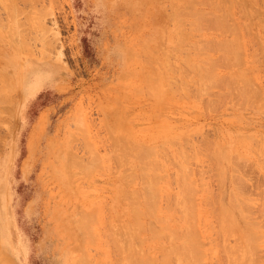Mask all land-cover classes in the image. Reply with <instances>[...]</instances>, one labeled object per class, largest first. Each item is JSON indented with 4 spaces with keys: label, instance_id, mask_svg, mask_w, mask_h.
<instances>
[{
    "label": "rangeland",
    "instance_id": "obj_1",
    "mask_svg": "<svg viewBox=\"0 0 264 264\" xmlns=\"http://www.w3.org/2000/svg\"><path fill=\"white\" fill-rule=\"evenodd\" d=\"M26 1L0 0V264H264V0Z\"/></svg>",
    "mask_w": 264,
    "mask_h": 264
},
{
    "label": "bare ground",
    "instance_id": "obj_2",
    "mask_svg": "<svg viewBox=\"0 0 264 264\" xmlns=\"http://www.w3.org/2000/svg\"><path fill=\"white\" fill-rule=\"evenodd\" d=\"M5 1H6V0H5ZM15 1H16V0H15ZM24 1H26V0H24ZM26 2H27V1H26ZM256 2H257V1H256ZM15 3H16V2H15ZM12 5H13V4H12ZM231 5H232V4H231ZM9 6H10V5H9ZM11 7H12V6H11ZM225 7H226V5H225ZM225 7H223L224 10L226 9ZM233 7H234V3H233ZM233 7H232V8H233ZM250 7H251V6H250ZM17 8H18V7H17ZM232 8H230V10H231ZM11 9H12V8H11ZM240 9H241V8H240ZM240 9H239V10H240ZM250 9H251V8H250ZM8 10H9V8H8ZM14 10H15V9H14ZM219 10H221V9H219ZM226 10H227V9H226ZM226 10H225V11H226ZM232 10H233V9H232ZM232 10H231V11H232ZM243 10H244V9H243ZM225 11H224V12H225ZM206 12H207V11H206ZM9 13H10V12H9ZM229 13H230V11H229ZM231 13H232V12H231ZM179 14H180V13H179ZM200 14H201V13H200ZM206 14H207V13H206ZM240 14H241V13H240ZM7 15H8V14H7ZM201 15H202V14H201ZM219 15H220V14H219ZM221 15H222V14H221ZM230 15H231V14H230ZM243 15H244V14H243ZM199 16H200V15H199ZM199 16H198V17H199ZM203 16H204V15H203ZM206 16H207V15H206ZM213 16H214V15H213ZM226 16H228V15L226 14ZM226 16H225V18H226ZM200 17H201V16H200ZM200 17H199V20H203V18L201 17V19H200ZM207 17H208V16H207ZM207 17H206V18H207ZM172 18H173V17H172ZM209 18H210V17H209ZM225 18H224V19H225ZM261 18H262V17H261ZM13 19H14V18H13ZM214 19H215V18H214ZM216 19H217V18H216ZM226 19H227V18H226ZM228 19H229V18H228ZM235 19H236V18H235ZM218 21H219V20H218ZM232 21H233V20H232ZM234 21H236V20H234ZM208 22H209V21H208ZM224 22H225V21H224ZM224 22H221V24L224 23ZM201 23H202V22H201ZM211 23H212V22H211ZM216 23H217V22H216ZM180 24H181V23H180ZM187 24H188V23H187ZM234 24H236V23H234ZM237 24H238V23H237ZM201 25H202V24H201ZM203 25H204V24H203ZM217 26H218V25H217ZM222 26H223V24H222ZM231 26L233 27V25H231ZM241 26H242V25H241ZM244 26H245V25H244ZM203 27H204V26H203ZM226 27H227V26H226ZM229 27H230V26H229ZM238 27H239V26H238ZM247 27H248V26H246V28H247ZM195 28H196V27H195ZM227 28H228V27H227ZM218 29H219V28H218ZM223 29H224V28H223ZM197 30H199V29H197ZM226 30H227V29H226ZM226 30H224V31H226ZM235 30H236V28L234 29V31H235ZM239 30H240V28H239ZM9 31H10V30H9ZM192 31H193V30H192ZM231 31H232V30H231ZM18 32H19V31H18ZM179 33H180V32H179ZM235 33H236V32H235ZM200 34H201V33H200ZM233 34H234V33H233ZM233 34H232V35H233ZM247 34H248V33H247ZM241 36H242V35H241ZM241 36H239V37H241ZM249 36H250V35H249ZM251 36H252V35H251ZM7 37H8V36H7ZM10 38H11V37H10ZM235 38H236V37H235ZM176 39H177V38H176ZM181 39H182V38H181ZM227 39H228V38H227ZM233 39H234V36H233ZM233 39H231V41H230V43H232V44H233V42H232ZM178 40H179V39H178ZM178 40H177V41H178ZM236 40H237V39H236ZM236 40H235V41H236ZM182 41H183V39H182ZM207 41H208V40H207ZM235 41H234V44L236 45V42H235ZM237 41H238V40H237ZM239 41H240V40H239ZM239 41H238V42H239ZM251 42H252V41H251ZM176 43H177V42H176ZM181 43H183V42H181ZM230 43H228V44H230ZM177 44H178V43H177ZM189 44H190V43H189ZM204 44H206V43H204ZM239 44H240V43H239ZM178 45H179V44H178ZM180 45H183V44H180ZM225 45H226V44H225ZM241 45H242V44H241ZM176 46H177V45H176ZM198 46H199V45H198ZM202 46H203V44H202ZM215 46H216V44H215ZM218 46H219V45H218ZM230 46H231V44H230ZM237 46H238V45H237ZM237 46H236V47H237ZM174 47H175V46H174ZM213 47H214V46H213ZM227 47H228V46H227ZM233 47L235 48V46H233ZM240 47H241V46H240ZM240 47H239V48H240ZM198 48H199V47H198ZM206 48H207V47H206ZM221 48H222V47H221ZM223 48H224V45H223ZM243 48H244V47H243ZM255 48H256V47H255ZM176 49H178V48H176ZM183 49H184V48H183ZM186 49H187V48H186ZM202 49H203V47H202ZM219 49H220V48H219ZM230 49H232V48H230ZM237 49H238V48H237ZM237 49H236V50L234 49V50H235V53H236ZM241 49H242V48H241ZM173 50H174V49H173ZM196 50H197V49H196ZM204 50H205V49H204ZM225 50H226V49H225ZM232 50H233V49H232ZM232 50H229V51H231V53H233ZM234 50H233V51H234ZM238 50H239V49H238ZM243 50H244V49H243ZM243 50H242V51H243ZM183 51H184V50H183ZM239 51H240V50H239ZM242 51H241V52H242ZM180 52H181V51H180ZM224 52H225V51H224ZM237 52H238V51H237ZM231 53H230V54H231ZM237 54H238V53H237ZM219 55H220V54H219ZM219 55H218V56H219ZM222 55H223V54H222ZM232 55H233V54H232ZM235 55H236V54H235ZM224 56H225V55H224ZM227 57H228V56H227ZM235 57H236V56H235ZM229 59H230V58H229ZM236 59H237V58H236ZM240 59H241V58H240ZM232 60H233V59H232ZM199 61H200V60H199ZM218 61H219V60H218ZM221 61H222V60H221ZM226 61H227V60H226ZM228 61H229V60H228ZM236 61H237V60H236ZM229 62H230V61H229ZM184 63H185V62H184ZM187 63L189 64V62H187ZM224 63H225V62H224ZM224 63H223V65H224ZM242 63H243V62H242ZM227 64H229V63H227ZM237 64H238V63H237ZM211 65H212V64H211ZM230 65H231V64H230ZM232 65H233V64H232ZM185 66H186V64H185ZM192 66H193V65H192ZM226 66H227V65H226ZM233 66H234V65H233ZM177 68H178V67H177ZM190 68H191V67H190ZM190 68H189V69H190ZM201 68H202V67H201ZM213 68H214V67H213ZM238 68H240V67H238ZM192 69H193V68H192ZM192 69H191V70H192ZM206 69H207V68H206ZM240 69H241V68H240ZM263 69H264V68H263ZM196 70H197V69H196ZM214 70H215V69H214ZM237 70H238V69H237ZM241 70H242V69H241ZM166 71H167V69H166ZM188 71H189V70H188ZM248 71H249V70H248ZM184 72H185V71H184ZM197 72H198V71H197ZM237 72H238V71H237ZM244 72H245V70H244ZM188 73H189V72H188ZM193 73H194V72H193ZM193 73H192V74H193ZM200 73H201V72H200ZM210 73H211V72H209V74H210ZM235 73H236V72H234V74H235ZM239 73H240V72H239ZM242 73H243V72H242ZM196 74H197V73H196ZM201 74H202V73H201ZM157 75H158V74H157ZM194 75H195V74H194ZM204 75H205V74H204ZM198 76H199V75H198ZM198 76H197V77H198ZM200 76H201V75H200ZM208 76H209V75H208ZM214 76H215V75H214ZM217 76H218V75H217ZM249 76H250V75H249ZM251 76H252V75H251ZM227 77H228V76H227ZM237 77H238V76H237ZM247 77H248V76H247ZM247 77H246V79H247ZM203 78H204V77H203ZM241 78H244V77L241 76ZM241 78H240L239 80H241ZM249 78H250V77H249ZM198 79H199V78H198ZM226 79H227V78H226ZM236 79H237V78H236ZM246 79H245V80H246ZM250 79H251V78H250ZM153 80H155V79H153ZM164 80H165V79H164ZM166 80H167V79H166ZM195 80H196V79H195ZM195 80H194V81H195ZM221 80H222V78H221ZM221 80H220V81H221ZM233 80H235V79H233ZM245 80H243V81L246 82ZM196 81H197V80H196ZM196 81H195V82H196ZM220 81H219V82H220ZM231 81H232V80H230V82H231ZM247 81H248V79H247ZM254 81H255V80H254ZM158 82H159V81H158ZM197 82H198V81H197ZM200 82H202V81H200ZM216 82H217V81H216ZM226 82H228V81H226ZM237 82H238V81H237ZM249 82H250V81H249ZM155 83H156V82H155ZM221 83H223V82H221ZM200 84L202 85V83H200ZM203 84H204V83H203ZM210 84H211V83H210ZM228 84H229V82H228ZM237 84H238V83H237ZM244 84H245V83H244ZM248 84H249V83H248ZM173 85H174V84H173ZM215 85H217V84H215ZM221 85H222V84H221ZM234 85H235V84H234ZM242 85H243V84H242ZM242 85H241V87H242ZM251 85H252V83H251ZM153 86H154V84H153ZM176 86H177V85H176ZM180 86H181V85H180ZM182 86H183V84H182ZM187 86H189V85H187ZM187 86H186V87H187ZM190 86H191V85H190ZM190 86H189V87H190ZM209 86H210V85H209ZM217 86H218V85H217ZM223 86H224V85H223ZM230 86H231V85H230ZM230 86H229V88H230ZM243 86H244V85H243ZM167 87H168V86H167ZM183 87H184V86H183ZM204 87H205V86H204ZM165 88H166V87H165ZM190 88H191V87H190ZM205 88H207V87H205ZM232 88H233V86H232ZM234 88H235V86H234ZM236 88H237V87H236ZM242 88H243V87H242ZM246 88H247V87H246ZM248 88H249V87H248ZM251 88H252V86H251ZM255 88H256V87H255ZM167 89H168V88H167ZM179 89H180V88H179ZM225 89H226V87H225ZM196 90H197V89H196ZM203 90H204V89H203ZM234 90H235V89H234ZM249 90H250V88H249ZM253 90H254V89H253ZM262 90H263V89H262ZM231 91H232V90H231ZM236 91H237V90H236ZM241 91H242V90H241ZM250 91L252 92V90H250ZM197 92H198V91H197ZM202 92H203V91H202ZM237 92H238V91H237ZM239 92H240V91H239ZM239 92H238V93H239ZM247 92H248V90H247ZM254 92H255V90H254ZM2 93H3V92H2ZM240 93H241V92H240ZM245 93H246V92H245ZM252 93H253V92H252ZM255 93H256V92H255ZM164 94H165V93H164ZM231 94H232V93H231ZM236 94H237V93H236ZM149 95H150V94H149ZM239 95H240V94H239ZM258 95H259V93H258ZM240 96H241V95H240ZM168 97H169V96H168ZM242 97H243V96H242ZM156 98H157V97H156ZM169 98H170V97H169ZM201 98H202V97H201ZM208 98H209V97H208ZM222 98H223V97H222ZM155 100H156V99H155ZM222 100H223V99H222ZM244 100H245V99H244ZM157 101H158V100H157ZM257 102H259V101H257ZM160 104H161V103H160ZM210 104H211V103H210ZM252 105H253V104H252ZM111 136H112V135H111ZM111 136H110V137H111ZM118 138H119V137H118ZM113 139H114V138H113ZM120 140H121V139H120ZM124 140H125V139H124ZM122 142H123V141H122ZM122 142H121V144H122ZM116 143H117V142H116ZM119 144H120V141H119ZM130 145H131V144H130ZM186 145H187V144H186ZM111 146H112V145H111ZM182 146H183V145H182ZM209 146H210V145H209ZM117 147H118V146H117ZM120 147H121V146H120ZM129 147H131V146H129ZM163 147H164V146H163ZM177 147H178V146H177ZM122 148H123V147H122ZM122 148H121V149H122ZM125 148H126V147H125ZM125 148H124V149H125ZM76 149H77V148H76ZM84 149H85V148H84ZM121 149H119V150H121ZM133 149H134V148H133ZM142 150H143V149H142ZM163 150H164V149H163ZM122 151H123V150H122ZM152 151H153V150H152ZM166 151H167V150H165V152H166ZM128 152H129V151H128ZM128 152H127V153H128ZM130 152H132V151H130ZM139 152H140V151H138V153H139ZM150 152H151V151H150ZM167 152H168V151H167ZM202 152H203V151H202ZM116 153H118V151H117ZM132 153H133V152H132ZM132 153H131V154H132ZM134 153H135V152H134ZM136 153H137V152H136ZM142 153H143V152H142ZM144 153H146V152H144ZM153 153H154V152H153ZM158 153H159V152H157V154H158ZM169 153H170V152H169ZM179 153H180V152H179ZM118 154H120V153H118ZM124 154H125V152H124ZM148 154H150V153H148ZM125 155H126V154H125ZM129 155H130V154H129ZM162 155H163V154H162ZM184 155H185V154H184ZM186 155H187V154H186ZM120 156H121V155H120ZM130 156H131V155H130ZM137 156H138V155H137ZM193 156H194V155H193ZM196 156H197V155H196ZM199 156H200V155H199ZM116 157H117V155H116ZM125 157H126V156H125ZM191 157H192V156H191ZM194 157H195V156H194ZM74 158H76V157H74ZM80 158H81V157H80ZM96 158H97V157H96ZM121 158H122V157H121ZM134 158H135V157H134ZM167 158H168V155H167ZM169 158H170V157H169ZM175 158H176V157H175ZM119 159H120V158H119ZM126 159H127V158H126ZM145 159H146V158H145ZM183 159H185V158H183ZM134 160H135V159H134ZM138 160H139V159H138ZM141 160H142V159H141ZM146 160H147V159H146ZM169 160H170V159H169ZM193 160H194V159H193ZM109 161H110V160H109ZM185 161H186V160H185ZM187 161H188V160H187ZM101 162H102V161H101ZM118 162H119V161H118ZM120 162H121V161H120ZM129 162H130V161H129ZM142 162H144V161H142ZM146 162H147V161H146ZM151 162H152V161H151ZM149 163H150V162H149ZM149 163H147V164L150 165ZM157 163H158V161H157ZM157 163H156V164H157ZM187 163H188V162H187ZM218 163H219V162H218ZM76 164H77V163H76ZM81 164H82V163H81ZM91 164H92V163H91ZM122 164H123V163H122ZM122 164H120V165H122ZM140 164H141V163H140ZM151 164H152V163H151ZM188 164H189V163H188ZM252 164H253V163H252ZM158 165H159V164H158ZM191 165H192V164H191ZM191 165H190V166H191ZM204 165H205V164H204ZM215 165H216V164H215ZM77 166H78V165H77ZM80 166H81V165H80ZM80 166H79V167H80ZM84 166H85V165H84ZM88 166H89V165H88ZM142 166H143V164H142ZM144 166H145V167H144V169H145V168H146V163H145ZM151 166H153V165H151ZM151 166H150V167H151ZM172 166H173V165H172ZM186 166H187V165H186ZM188 166H189V165H188ZM135 167H136V166H135ZM157 167H158V166L154 167V169L157 168ZM162 167H163V166H162ZM147 168H148V167H147ZM160 168H161V167H160ZM187 168H188V167H187ZM187 168H186V169H187ZM154 169H153V170H154ZM136 170H137V169H136ZM140 170H141V169H140ZM157 170H158V169H157ZM188 170H190V169H188ZM208 170H209V169H208ZM216 170H217V169H216ZM126 171H128V170H126ZM162 171H164V170H162ZM177 171H178V170H177ZM214 171H215V169H214ZM81 172H82V171H81ZM90 172H91V171H90ZM188 172H189V171H188ZM215 172H216V171H215ZM196 173H197V172H196ZM198 173H199V172H198ZM220 173H221V172H220ZM134 174H135V173H134ZM153 174H154V173H153ZM187 174H188V173H187ZM130 175H131V174H130ZM155 175H156V174H155ZM133 176H134V175H133ZM150 176H151V175H150ZM166 176H167V175H166ZM169 176H170V175H169ZM182 176H183V175H182ZM200 176H201V175H200ZM235 176H236V175H235ZM153 177H154V176H153ZM173 177H174V176H173ZM125 178H126V177H125ZM135 178H136V176H135ZM150 178L152 179V177H150ZM154 178H156V176H155ZM129 179H130V178H129ZM131 179H132V178H131ZM137 179H138V178H137ZM146 179H147V178H146ZM161 179H163V178H161ZM164 179H165V178H164ZM181 179H182V178H181ZM233 179H234V178H233ZM237 179H238V177H237ZM143 180H144V179H143ZM172 180H173V179H172ZM185 180H186V178H185ZM185 180H184V181H185ZM219 180H220V179H219ZM134 181H135V180H134ZM149 181H150V180H149ZM154 181H155V180H154ZM154 181H153V179H152V182H154ZM241 181H242V180H241ZM132 182H133V181H132ZM150 182H151V181H150ZM150 182H149V184H150ZM152 182H151V184H152ZM171 182H172V181H171ZM174 182H175V181H174ZM180 182H181V181H180ZM185 182H186V181H185ZM232 182H233V180H232ZM235 182H236V181H235ZM235 182H234V183H235ZM142 183H143V182H142ZM169 183H170V182H169ZM182 183H183V182H182ZM153 184H154V183H153ZM153 184H152L151 186L149 185V187H151V190H152V187L155 186V184H154V185H153ZM185 184H186V183H184V185H185ZM187 184H188V183H187ZM187 184H186V185H187ZM179 185H180V184H179ZM179 185H178V186H179ZM186 185H185V186H186ZM189 185H190V184H188V186H187L188 188L190 187ZM236 185H237V184H236ZM181 186H183V185L181 184ZM203 186H204V185H203ZM144 187H145V186H144ZM155 187H156V186H155ZM185 188H186V187H185ZM236 188H237V187H236ZM121 189H122V188H121ZM149 189H150V188H149ZM155 189H157V187H156ZM155 189H154V191H157V190H155ZM181 189H183V187H181ZM189 189H191V188H189ZM202 189H203V188H202ZM237 189H239V187H238ZM147 190H148V189H146V191H147ZM187 190H188V189H186V192H187ZM195 190H196V189H195ZM133 191H135V190H133ZM154 191H153V192H154ZM180 191H181V190H180ZM184 191H185V190H184ZM184 191H183V192H184ZM188 191H189V190H188ZM197 191H198V190H197ZM230 191H231V190H230ZM137 192H138V191H137ZM137 192H136V193H137ZM144 192H145V191H144ZM189 192H190V191H189ZM231 192H232V191H231ZM127 193H129V192H127ZM141 193H142V192L140 191L139 194H141ZM148 193H149V192H148ZM148 193H147V194H148ZM248 193H249V192H248ZM260 193H261V192H260ZM263 193H264V191H263ZM142 194H145V193H142ZM149 194H150V193H149ZM151 195H152V194H151ZM155 195H156V194H155ZM188 195H189V194H188ZM262 195H263V194H262ZM132 196H133V195H132ZM149 196H150V195H149ZM156 196H157V195H156ZM262 197H263V196H262ZM125 198H126V197H125ZM137 198H138V197H137ZM141 198H142V197H141ZM141 198H139V199H140V202L143 200V198H142V200H141ZM146 198H147V197H146ZM146 198L144 197V199H146ZM151 198H153V197H151ZM151 198H149V199L147 198V199H148V200H152V201L154 202V200H153L154 198H153V199H151ZM160 198H161V197H160ZM187 198H188V197H187ZM233 198H234V197H233ZM130 199H132V198H130ZM147 199H146V201H148ZM158 199H159V198H158ZM184 199H185V198H184ZM238 199H239V198H238ZM132 200H134V199H132ZM175 200H176V199H175ZM180 200H182V199H180ZM240 200H241V199H240ZM259 200H260V199H259ZM261 200H262V199H261ZM138 201H139V200H138ZM143 201H144V200H143ZM152 201H151V203H153ZM241 201H242V200H241ZM248 201H249V200H248ZM263 201H264V200H263ZM134 202L137 203V199H135ZM134 202L132 201L133 204H134ZM140 202H139V203H140ZM149 202H150V201H149ZM149 202H148V203H149ZM155 202H156V200H155ZM179 202H180V201H179ZM193 202H194V201H193ZM234 202H236V201H235V198H234ZM238 202H239V201H238ZM243 202H245V201H243ZM139 203H137V204H139ZM144 203H145V201H144ZM144 203H141V205H142V204L144 205ZM148 203H147V204H148ZM151 203H150V205H151ZM168 203H169V202H168ZM241 203H242V202H241ZM262 203H263V202H262ZM137 204H136V205L134 204V205H135L136 207H137V206H140V205H137ZM145 204H146V203H145ZM154 204H155V203H153L152 205H154ZM204 204H205V203H204ZM230 204H232V203H230ZM235 204H236V203H235ZM143 205H142V208H143ZM195 205H196V203H195ZM201 205H202V204H201ZM242 205H243V204H242ZM144 206H145V205H144ZM174 206H175V205H174ZM205 206H206V205H205ZM209 206H210V205H209ZM245 206H248V205H245V204H244L243 207L245 208ZM251 206H252V205H251ZM257 206H258V205H257ZM147 207H149V206H147ZM190 207H191V206H190ZM194 207H195V206H194ZM194 207L192 206V209H193ZM237 207H238V206H236V208H237ZM133 208H134V209H132V210L137 211V212H138V210H140V207H139V209H138V207H137L138 210H135V207H133ZM153 208H154V206H153ZM211 208H212V207H211ZM213 208H214V207H213ZM221 208H222V207H221ZM246 208H247V207H246ZM258 208H259V207H258ZM149 209H150V208H149ZM168 209H169V208H168ZM170 209H171V208H170ZM175 209L177 210V208H175ZM188 209L190 210V208H188ZM188 209H187V211H188ZM249 209H250V208H249ZM249 209H248V210H249ZM77 210H78V209H77ZM147 210H148V208H147ZM156 210H157V209H155V213H156ZM179 210H180V209H179ZM193 210H194V209H193ZM244 210H245V209H244ZM260 210H262V212H264L262 208H261ZM141 211H142V209H141ZM141 211H140V213H141ZM144 211H145V209H144ZM149 211H150V210H149ZM153 211H154V210H153ZM185 211H186V210H185ZM185 211H184V212H185ZM250 211H251V210H250ZM253 211H254V209H253ZM253 211H252V212H253ZM131 212H132V211H131ZM137 212H135V214H133V216L135 215V217H133V219H134V218L136 219V216H137V217H138V216L141 217V215H138V214H140L139 212H138V214L136 215ZM145 212H146V211H145ZM193 212H194V211H193ZM225 212H226V211H225ZM247 212H248V211H247ZM132 213H134V212H132ZM150 213H151V212H150ZM189 213H190V211H189ZM227 213H228V212H227ZM237 213H238V212H237ZM242 213H243V212H242ZM242 213H241V214H242ZM259 213H260V211H259ZM141 214H143V213H141ZM144 214H149V213L146 212V213H144ZM144 214H143V215H144ZM187 214H188V212H186V215H187ZM223 214H224V212H223ZM241 214H239L240 217L242 216ZM256 214H258V212H257ZM260 214H263V213H260ZM90 215H91V214H90ZM143 215H142V216H143ZM151 215H152V214H151ZM151 215H150V217H151ZM188 215H190V214H188ZM193 215H196V214L193 213ZM250 215H252V214H250ZM145 216H146V215H145ZM148 216H149V215H148ZM182 216H183V215H182ZM118 217H119V216H118ZM150 217H149V218H150ZM183 217H184V216H183ZM189 217H190V216H189ZM247 217H248V216H247ZM251 217H252V216H251ZM251 217H250V218H251ZM157 218H158V217H157ZM176 218H177V217H176ZM180 218H181V217H180ZM192 218H193V217H191L190 219H192ZM133 219H132V221H133ZM155 219H156V218H155ZM159 219H160V218H159ZM194 219H195V218H194ZM125 220H126V219H125ZM130 220H131V219H130ZM137 220H139V222L141 221L140 218H139V219L137 218L136 221H135V220H134V221H135V222H138ZM230 220H231V219H230ZM245 220H246V219H245ZM160 221H161V220H160ZM162 221H163V220H162ZM166 221H167V220H166ZM175 221H176V220H175ZM177 221H178V220H177ZM158 222H159V221H158ZM183 222H184V221H183ZM188 222H189V221H188ZM192 222H193V220L191 221V224H192ZM216 222H217V221H216ZM251 222H254V220L251 221ZM262 222H263V221H262ZM117 223H118V222H117ZM119 223H120V221H119ZM140 223H141V222H140ZM156 223H157V222H156ZM164 223H165V222H164ZM220 223H221V222H220ZM87 224H88V223H87ZM128 224H129V223H128ZM138 224H139V223H138ZM141 224H142V223H141ZM189 224H190V223H189ZM124 225H125V224H124ZM142 225H143V224H142ZM146 225H147V224H146ZM230 225H231V224H230ZM252 225H253V224H252ZM262 225H263V224H262ZM129 226H130V225H129ZM136 226H137V225L135 224V227H136ZM139 226H140V225H139ZM171 226H172V225H171ZM175 226H176V225H175ZM233 226H234V225H233ZM173 227H174V226H173ZM188 227H189V226H188ZM191 227H192V226H191ZM194 227H195V226H194ZM224 227H225V226H224ZM123 228H124V226H123ZM138 228H139V227H136L135 229H137L138 232H139V229H138ZM145 228H146V227H145ZM228 228H229V227H228ZM131 229H132V226H131ZM118 230H119V229H118ZM129 230H130V229H129ZM150 230H151V229H150ZM150 230H149V231H150ZM174 230H175V229H174ZM176 230H177V229H176ZM181 230H182V229H181ZM184 230H185V226H184ZM187 230L189 231L188 228H187ZM237 230H238V229H237ZM246 230H247V229H246ZM246 230H244V231H246ZM112 231H113V230H112ZM119 231H120V230H119ZM135 231H136V230H135ZM140 231H141V230H140ZM156 231H157V230H156ZM169 231H170V230H169ZM177 231H178V230H177ZM179 231H180V230H179ZM179 231H178V232H179ZM190 231H191V229H190ZM193 231H194V230L192 229V232H193ZM242 231H243V230H242ZM131 232H132V234H133L134 229H133L132 231H130V233H131ZM153 232H154V231H153ZM172 232H173V231H172ZM228 232H229V231H228ZM235 232H236V231H235ZM249 232H250V231H249ZM116 233H117V232H116ZM183 233H185V232L183 231ZM187 233H188V232H186L185 236L187 235L188 237H192L191 235H189V234H187ZM189 233H191V232H189ZM214 233H215V232H214ZM219 233H220V232H219ZM219 233H218V234H219ZM245 233H246V232H245ZM252 233H253V232H252ZM252 233H251V234H252ZM117 234H119V233H117ZM122 234H123V233H122ZM157 234H158V233H157ZM191 234H194V233H191ZM254 234H255V233H254ZM254 234H253V235H254ZM261 234H262V233H261ZM82 235H83V234H82ZM102 235H103V233H102ZM123 235H124V234H123ZM123 235H122V236H123ZM126 235H127V233H126ZM128 235H129V234H128ZM128 235H127V236H128ZM130 235H131V234H130ZM134 235H135V234H134ZM134 235L131 236V238H130V242L127 241V243L129 242L128 244L131 243V239H132L133 237H135ZM136 235H137V233H136ZM163 235H164V233H163ZM169 235H170V234H169ZM177 235H181V234H177ZM194 235H195V234H194ZM194 235H193V236H194ZM216 235H217V234H216ZM221 235H222V234H221ZM127 236H126V237L124 236L125 239L127 238ZM151 236H152V235H151ZM174 236H175V235H174ZM182 236H183V235H182ZM187 236H186V237H187ZM260 236H261V235H260ZM136 237H137V236H136ZM186 237H185V238H186ZM194 237H195V236H194ZM194 237H193V238H194ZM254 237H255V235H254ZM110 238H111V237H110ZM113 238H114V237H113ZM113 238H112V239H113ZM121 238H122V237H121ZM128 238H129V237H128ZM137 238H138V237H137ZM153 238H154V237H153ZM164 238H166V237H164ZM185 238H183L184 241H185ZM218 238H220V237L218 236ZM247 238H248V237H247ZM256 238H257V237H256ZM87 239H88V238H87ZM118 239H119V238H118ZM118 239H117V240H118ZM123 239H124V238H123ZM134 239H135V238H134ZM134 239H132V240H134ZM168 239H169V238H168ZM213 239H214V238H213ZM215 239H216V238H215ZM237 239H238V238H237ZM240 239H241V237H240ZM250 239H251V238H250ZM136 240H137V239H136ZM136 240H134V241H136ZM171 240H172V239H171ZM187 240H188V239H186V243H187V242H189V243L192 242V240L190 241V239H189V241H187ZM254 240H255V239H254ZM257 240H258V238H257ZM259 240H261V238H259ZM5 241H7V240H5ZM144 241H145V240H144ZM184 241H183V242H184ZM211 241H212V240H211ZM233 241H234V240H233ZM81 242H82V241H81ZM193 242H194V241H193ZM226 242H227V241H226ZM240 242H241V241H240ZM243 242H244V241H243ZM119 243H120V242H119ZM124 243H125V242H124ZM186 243H185V244H186ZM209 243H210V242H209ZM219 243H220V242H219ZM238 243H239V241H238ZM246 243H247V242H246ZM133 244H134V243H133ZM135 244H136V243H135ZM135 244H134V245H135ZM138 244H139V242H138ZM177 244H178V243H177ZM191 244H192V243H190V245H191ZM244 244H245V242H244ZM249 244H250V243H249ZM125 245H126V243H125ZM134 245H133V246H134ZM180 245H181V244H179L178 246H180ZM186 245H187V244H186ZM186 245H185V246H186ZM194 245H195V243H193V245H191V246H193V247L190 246L189 248H191V249L193 248V249H194ZM201 245H202V244H201ZM241 245H242V244H241ZM256 245H257V244H256ZM114 246H115V244H114ZM128 246H129V245H128ZM139 246H140V244H139ZM139 246H137V247H139ZM183 246H184V245H183ZM218 246H219V245H218ZM247 246H248V245H247ZM249 246H251V245H249ZM257 246H258V245H257ZM117 247H118V246H117ZM129 247H130V246H129ZM180 247H181V246H180ZM239 247H240V246H239ZM78 248H79V247H78ZM80 248H81V247H80ZM133 248H134V247H133ZM178 248H179V247H177V249H178ZM186 248H188V246L185 247V249H186ZM195 248H196V245H195ZM242 248H243V245H242ZM247 248H248V247H247ZM125 249H126V248H125ZM125 249H124V250H125ZM130 249H131V248H130ZM173 249H175V246L172 248V250H173ZM191 249H190V250H191ZM117 250H118V249H117ZM132 250H133V249H132ZM135 250H136V248H135ZM178 250H179V249H178ZM178 250H177V254H178V252H180L181 249H180L179 251H178ZM182 250L185 251V250H184V247H183ZM182 250H181L180 253L183 254ZM186 250H187V249H186ZM196 250H197V249H195V251H196ZM256 250H258V249H256ZM256 250H255V251H256ZM261 250H262V249H261ZM74 251H75V250H74ZM78 251H79V249H78ZM115 251H116V249H115ZM125 251H126V250H125ZM129 251H130V250H129ZM140 251H141V249H140ZM173 251H174V250H173ZM175 251H176V250H175ZM175 251H174V252H175ZM188 251H189V249L187 250V252H188ZM197 251H198V250H197ZM234 251H235V250H234ZM120 252H121V251H120ZM132 252H133V251H132ZM135 252H137V251H135ZM143 252H144V251H143ZM148 252H149V251H148ZM164 252H165V251H164ZM187 252L185 251L184 253H187ZM191 252H193V251H191ZM191 252L189 251V254H190ZM257 252H258V251H257ZM257 252H256V254H257ZM259 252H260V251H259ZM170 253H171V251H170ZM170 253H168V254H170ZM200 253H201V252H200ZM246 253H247V252H246ZM250 253H251V252H250ZM120 254H121V253H120ZM120 254H119V255H120ZM141 254H142V253H141ZM166 254H167V253H166ZM177 254H176V255H177ZM194 254H195V253H194ZM196 254H197V253H196ZM198 254H199V253H198ZM254 254H255V253H254ZM116 255H117V254H116ZM134 255H135V254H134ZM136 255H137V254H136ZM171 255H172V254H171ZM178 255H179V254H178ZM201 255H202V253H201ZM252 255H253V254H252ZM85 256H86V255H85ZM130 256H131V255H130ZM139 256H140V255H139ZM139 256H138V257H139ZM181 256H182L181 258H183V256L185 257V254H183V255H181ZM189 256H190V260H192V258H193L192 253H191L190 255H188V258H187V259H189ZM253 256H255V255H253ZM114 257H115V256H114ZM148 257H149V256H148ZM150 257H151V256H150ZM150 257H149V258H150ZM162 257H163V256H162ZM172 257H173V256H172ZM186 257H187V255H186ZM199 257H200V256H199ZM129 258H130V257H129ZM131 258H132V256H131ZM164 258H166V257H164ZM169 258H171V256H170ZM219 258H220V257H219ZM247 258H249V256H248ZM81 259H82V258H81ZM134 259H135V258H134ZM136 259H137V258H136ZM150 259H151V258H150ZM150 259H149V260H150ZM157 259H158V258H157ZM202 259H203V258H202ZM162 260H163V258H162ZM171 260H172V259H171ZM175 260H177V258H176ZM184 260H186V258H184ZM195 260H196V258H195ZM199 260H200V258H199ZM245 260H246V259H245ZM254 260H256V259H254ZM260 260H261V259H260ZM92 261H93V260H92ZM129 261H130V260H129ZM140 261H141V260H140ZM146 261H147V260H146ZM154 261H156V260H154ZM160 261H161V260H160ZM165 261H166V260H165ZM167 261H168V260H167ZM181 261H183V260H181ZM188 261H189V260H188ZM188 261H187V262H188ZM197 261H198V260H197ZM256 261H257V260H256ZM79 262H80V261H79ZM82 262H83V261H82ZM132 262H133V260H132ZM163 262H164V261H163ZM175 262H176V261H175ZM218 262H219V261H218ZM221 262H222V261H221ZM250 262H251V261H250ZM261 262H263V260H262ZM75 263H76V262H75ZM89 263H90V261H89ZM137 263H138V261H137ZM139 263H140V262H139ZM180 263H181V262H180ZM203 263H205V262H203ZM210 263H211V262H210ZM248 263H249V262H247V264H248ZM82 264H83V263H82ZM154 264H155V263H154ZM172 264H173V263H172ZM191 264H192V263H191ZM193 264H194V263H193ZM245 264H246V263H245ZM251 264H253V263H251Z\"/></svg>",
    "mask_w": 264,
    "mask_h": 264
}]
</instances>
